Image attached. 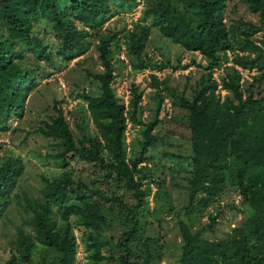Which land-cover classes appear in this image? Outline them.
Masks as SVG:
<instances>
[{"label": "trees", "instance_id": "1", "mask_svg": "<svg viewBox=\"0 0 264 264\" xmlns=\"http://www.w3.org/2000/svg\"><path fill=\"white\" fill-rule=\"evenodd\" d=\"M140 1L0 0V130H8L11 119L24 115L26 98L38 81L32 63L51 61L54 50L68 62L86 53L96 39L102 65L101 71H88L97 80L99 93L82 90L78 94L86 102L85 114L75 121L78 134L57 103L53 106L55 114L37 127L55 140L53 155L63 167L81 160L92 164L96 174L86 180L69 168L52 178L41 175L39 195L24 198L29 229H17L3 264L28 263L37 252L42 253V264H77L72 216L82 226L87 264H154L153 253L142 250L145 241L141 247L135 242L141 226L138 215L151 190L143 186V180L154 181L147 163L152 158L149 150L159 139L155 127L161 121L166 85L150 72L148 85L155 89L157 101L155 114L128 159L125 132L129 121L139 119L143 90L139 82L132 81L127 102L117 94L111 55L113 42L123 34L134 71L162 69L169 60L153 61L144 55L153 27L169 41L207 60V72L197 81L192 95L181 92L173 98L188 111L191 151L187 156L171 154L188 161L184 167L187 200L183 208L186 213L204 210L224 190L231 165L237 162L242 167L236 173L238 193L250 209L222 238L203 233L205 228H213L215 216L205 228H194L180 218L181 245L175 264H264V0H242L257 14L258 22L238 17L229 23L228 0H143L146 3L141 15L125 33L106 28L105 23L114 15L132 11ZM40 27L52 33L50 37L40 34ZM258 31L260 37L255 36ZM228 51L234 52L230 58L234 65L218 82L213 70L229 60ZM235 65L260 72L243 87ZM219 84L228 94L221 96ZM89 121L95 131L90 130ZM246 167L252 169L248 175L243 172ZM24 169L19 154H0V219ZM130 196L132 201L127 199ZM113 220L115 226H123L117 240L106 234V225Z\"/></svg>", "mask_w": 264, "mask_h": 264}, {"label": "rangeland", "instance_id": "2", "mask_svg": "<svg viewBox=\"0 0 264 264\" xmlns=\"http://www.w3.org/2000/svg\"><path fill=\"white\" fill-rule=\"evenodd\" d=\"M145 1L140 3L130 12L118 13L109 19L105 26L107 29L121 30L125 33L131 28L145 6ZM241 17L245 20L258 22L256 13L251 12L242 0H228L226 8V20ZM41 33L50 37L52 33L45 32L40 27ZM256 37L261 36V31L256 32ZM96 39L93 45L83 55L70 61H64L54 50L52 60H40L33 64L38 73L37 85L28 94L25 103V112L21 118L11 119L8 130H0V154H19L24 162L25 169L13 189L10 204L6 213L0 219V264H3L10 255V248L14 244L17 229L23 226L29 229L25 220L27 209L24 198L26 196H38L42 185L41 175L49 178L59 176L65 169H72L73 173L86 180L94 178L96 170L90 163L81 160L72 161L69 167H63L54 157L57 145L55 140L45 136L37 130L43 126L50 116L55 114L54 105H61L69 126L78 134L76 120L85 114L86 102L78 95L82 90L89 93H99V85L96 79L89 75L88 71H101L102 65L98 58ZM229 60L214 68L213 76L221 82L222 76L230 71L234 65L231 61L233 51L227 52ZM111 55L115 64V79L113 85L119 96L127 102L129 86L132 81L139 82L143 90V99L138 108V121L127 124L125 132L126 155L129 159L137 150L142 130L153 119L156 110L155 89L148 85L150 72H155L165 81L163 89L164 100L161 105L159 117L161 121L156 125L155 132L159 135L158 142L151 147V161L147 163L153 173L154 181L144 179L143 186H150L147 202L142 206L139 219L138 239L136 246L142 250L146 248L153 253L151 258L154 264H175L180 252L181 234L178 220L180 218L192 223L194 228L203 227L215 216V224L212 229L205 228L203 233L210 238H222L232 228L249 214V208L240 200L237 188V171L242 168L235 162L231 165L230 180L224 190L213 198L212 202L200 213H186L183 206L187 200L186 179L184 170L187 156L191 151L188 128V111L173 98L185 92L191 96L199 78L207 72L205 65L207 60L198 52L184 49L179 44L169 41L160 31L153 27L148 37L144 55L153 61L169 60V63L160 70L143 69L134 71L130 65V57L126 53L123 34L118 41L112 44ZM189 63L188 67L182 66ZM241 72V86L246 87L254 74L259 69L242 68L235 65ZM42 74H45L43 76ZM259 87H255L258 90ZM221 96L228 94L227 90L218 85ZM1 123V121H0ZM91 131H95L94 125L89 121ZM181 154L174 157L171 154ZM144 164V163H142ZM245 175L252 172L250 167L243 169ZM128 201L133 198L127 197ZM114 219L115 216L110 214ZM56 218L61 221L59 215ZM74 226L78 247L76 254L77 264H87V250L84 247L80 226L74 216L71 217ZM114 220L106 225V234H111L114 240L123 232V226L114 225ZM40 252H37L32 260L25 264H42ZM107 264H114L108 262Z\"/></svg>", "mask_w": 264, "mask_h": 264}]
</instances>
